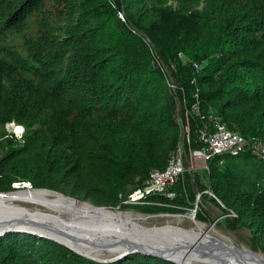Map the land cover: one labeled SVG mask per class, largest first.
I'll return each instance as SVG.
<instances>
[{
    "label": "trees",
    "instance_id": "obj_1",
    "mask_svg": "<svg viewBox=\"0 0 264 264\" xmlns=\"http://www.w3.org/2000/svg\"><path fill=\"white\" fill-rule=\"evenodd\" d=\"M9 37L18 46H3ZM196 95L203 116L264 141V0H0V192L30 183L147 215L186 214L199 192L264 253V160L250 152L187 172L173 199L123 204L180 147L192 165L205 122ZM12 122L22 141L7 136ZM0 264L103 263L9 233ZM110 264L175 263L135 254Z\"/></svg>",
    "mask_w": 264,
    "mask_h": 264
},
{
    "label": "water",
    "instance_id": "obj_2",
    "mask_svg": "<svg viewBox=\"0 0 264 264\" xmlns=\"http://www.w3.org/2000/svg\"><path fill=\"white\" fill-rule=\"evenodd\" d=\"M29 188L81 204L95 214L68 212L64 206L54 203H51L53 208H40L32 202L15 203L16 198H11L31 190ZM29 188L0 192V237L18 233L52 240L82 257L103 264L115 263L135 254L156 257L175 264L179 263L172 260L173 257L190 262L208 260L212 264H264V253L236 247L210 235V231L224 217L218 218L208 231L200 233L195 228L186 230L171 225L146 227L137 218L122 216L129 212L121 211L119 207H97L57 191ZM210 193V196L217 199ZM200 197L199 194L197 198ZM196 214L197 207L191 217L197 227V223L201 222L195 220ZM140 215L153 219L186 217L183 214Z\"/></svg>",
    "mask_w": 264,
    "mask_h": 264
},
{
    "label": "built area",
    "instance_id": "obj_3",
    "mask_svg": "<svg viewBox=\"0 0 264 264\" xmlns=\"http://www.w3.org/2000/svg\"><path fill=\"white\" fill-rule=\"evenodd\" d=\"M122 19L123 16L120 14ZM180 58L184 56L180 54ZM199 69L197 64L194 65ZM175 90V86L172 85ZM197 102L193 106V113L204 120V126L199 131V142L202 147L193 152V161H200L204 165V169L208 171L207 163L215 157L229 156L238 157L242 154L250 152L251 155L264 160V141L253 137L244 139L239 133L229 130L221 119L213 113L203 116L200 111V102L196 95ZM7 136L22 141L25 135L24 127L17 125L15 122L6 125ZM186 153L183 147H180L176 153L170 156L167 168L164 171H153L149 180L143 188L132 192L123 201L126 206H147L152 205L149 198L164 195L170 199L175 194L170 189L176 185L184 175L196 172L194 166H186ZM14 188L31 187L30 183H15ZM210 193V192H207ZM211 194V193H210ZM197 207V204L195 205ZM195 209V208H194ZM190 216L193 217L194 210H189Z\"/></svg>",
    "mask_w": 264,
    "mask_h": 264
},
{
    "label": "rangeland",
    "instance_id": "obj_4",
    "mask_svg": "<svg viewBox=\"0 0 264 264\" xmlns=\"http://www.w3.org/2000/svg\"><path fill=\"white\" fill-rule=\"evenodd\" d=\"M19 42H20V39H17L14 37H9L8 39H6L4 41V43H2V45L8 46V47H15V46H18ZM186 159L188 162L187 157H186ZM188 164H189V162H188ZM189 166H194V168H196V172L199 175H203V171L205 169H204V165L200 161H196V162L192 161V165H189ZM189 166L187 165V167H189ZM186 174H188V173H186ZM196 194H197L196 196L198 197L199 192H197ZM197 197H196V202H195V205H196V203H198L197 211L202 212L203 216L207 219V222H201V224L204 225L203 231L206 232L210 229L211 225H213L214 222L219 217H221L223 215V212H221L211 202H209V201L204 202L201 199V197H200V199H198ZM125 212L140 215V213L135 211V210H127ZM190 213L191 212H187L186 214H183V215H186V217H184V219L181 221H178L175 218L171 217V218H163V219H160L156 222H147V223H144L143 225L146 227H163L166 225H171V226L180 227V228H183L186 230H191V229H193V227H195V224L193 222V219L190 218L191 217ZM162 214H170V213H162ZM222 217H224V218L221 221L224 222V219L225 218L227 219L228 216L223 215ZM195 220L197 221L196 217H195ZM223 222H218L214 226V228L210 231L211 236L218 238V239H221L222 241H225V242H230L231 244L235 245L236 247H244L248 250L254 251L252 249V244L250 241V234L247 230L240 228V227H236V228L232 229V228L227 227L225 223L223 224ZM254 252L261 253V251H254ZM197 262H200V264H206V262L200 261V260Z\"/></svg>",
    "mask_w": 264,
    "mask_h": 264
},
{
    "label": "bare ground",
    "instance_id": "obj_5",
    "mask_svg": "<svg viewBox=\"0 0 264 264\" xmlns=\"http://www.w3.org/2000/svg\"><path fill=\"white\" fill-rule=\"evenodd\" d=\"M18 189H21V188H18ZM29 189H31V188H29ZM11 198L12 199L16 198L15 203L16 202L21 203L23 201H25L26 203L32 202L34 205L41 207V208L45 207V206L53 208V205L51 203H54V204H59V205L64 206L65 208H67L68 212L95 214L94 212L88 210V208L84 207L81 204H76V203H73L71 201H66V200H64V199H62V198H60V197H58L52 193H48V192L33 191L31 189V190H28L27 192H22V193L13 195V197H11ZM124 215L126 218H137V221H139L141 224L147 223L149 221L156 222L160 219H163V217L154 218V219L153 218H147L143 215H136V214H132V213L131 214L125 213L122 216H124ZM173 218H175L178 221H181L184 219V217H182V216L173 217ZM193 228H195V231L198 233L204 232L203 231L204 225L201 223H197V227L195 226ZM171 259L178 262L179 264H200V262H197V261H195V262L183 261V260H181L180 257H173ZM204 262H206V264H212L208 260H205Z\"/></svg>",
    "mask_w": 264,
    "mask_h": 264
}]
</instances>
